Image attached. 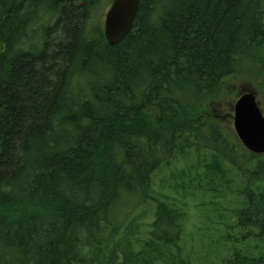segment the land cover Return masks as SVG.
<instances>
[{
  "label": "trees",
  "instance_id": "obj_1",
  "mask_svg": "<svg viewBox=\"0 0 264 264\" xmlns=\"http://www.w3.org/2000/svg\"><path fill=\"white\" fill-rule=\"evenodd\" d=\"M112 1L0 0V264H193L187 203L153 189L184 157L174 192L238 203L222 237L242 246L219 264H264V155L201 111L239 72L264 81V0H140L116 46ZM148 201L138 240L126 220Z\"/></svg>",
  "mask_w": 264,
  "mask_h": 264
},
{
  "label": "rangeland",
  "instance_id": "obj_2",
  "mask_svg": "<svg viewBox=\"0 0 264 264\" xmlns=\"http://www.w3.org/2000/svg\"><path fill=\"white\" fill-rule=\"evenodd\" d=\"M106 3H102L103 6L101 8L102 12L99 22L102 24L103 31L105 16L110 8V5H106ZM94 20L95 22L99 21L98 13ZM255 67L257 69L252 68L249 70V73L243 71L228 78L223 83V88L219 91L220 93L215 100L205 105L201 110L202 114H205V117H202V119L208 118L210 122L219 126L225 133H228L229 143L232 145H235V140H237L232 119L234 115L233 107L237 102V95L246 93H241L240 90L254 91L260 106L264 110V81L263 77L259 76L260 72L257 71L259 66ZM237 147V151L239 152L242 148L238 145ZM196 162L193 160V157H184L175 160L170 168L164 169L155 175L153 189L155 195L160 199H163V197H174L182 199L188 205V220L181 240V247H183L184 254L191 257L193 264H219L229 253L231 254L236 248L239 249L242 246L240 242L232 240L229 242L231 247H227L228 249L232 248L230 252L224 246L225 240L222 237L224 234L227 236L230 233L232 239H234L240 233V229L238 227L235 229L233 227L234 225H232L236 220L234 219L233 213L230 212L232 209L238 207V203L231 196L233 194L228 195L227 198H216L214 195H204L199 192L185 194L182 192L181 187L178 189L180 194L174 192L171 185L176 189L175 184L177 183L176 179L178 175L191 168L192 163ZM174 175L176 176L175 179ZM237 180L234 185H238ZM125 205L126 203L118 206L119 215L123 216ZM154 211L155 204L152 201H148L133 207L129 212V219L127 218L126 222L134 218L139 219L140 230L138 232V240H144L146 238V232L150 228ZM225 225H232V228L226 233ZM254 242L256 241L254 240L251 243ZM135 245L136 249H138V241H135Z\"/></svg>",
  "mask_w": 264,
  "mask_h": 264
},
{
  "label": "water",
  "instance_id": "obj_3",
  "mask_svg": "<svg viewBox=\"0 0 264 264\" xmlns=\"http://www.w3.org/2000/svg\"><path fill=\"white\" fill-rule=\"evenodd\" d=\"M140 0H113L105 16L104 35L109 45L116 46L134 27ZM234 128L245 147L253 154H264V114L257 95L250 90L234 107Z\"/></svg>",
  "mask_w": 264,
  "mask_h": 264
},
{
  "label": "flooded vegetation",
  "instance_id": "obj_4",
  "mask_svg": "<svg viewBox=\"0 0 264 264\" xmlns=\"http://www.w3.org/2000/svg\"><path fill=\"white\" fill-rule=\"evenodd\" d=\"M240 92H241V93H242V92H247V90H243V89H242V90H240ZM242 95H243V94H242Z\"/></svg>",
  "mask_w": 264,
  "mask_h": 264
},
{
  "label": "bare ground",
  "instance_id": "obj_5",
  "mask_svg": "<svg viewBox=\"0 0 264 264\" xmlns=\"http://www.w3.org/2000/svg\"><path fill=\"white\" fill-rule=\"evenodd\" d=\"M105 36V35H104Z\"/></svg>",
  "mask_w": 264,
  "mask_h": 264
}]
</instances>
